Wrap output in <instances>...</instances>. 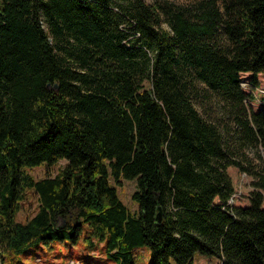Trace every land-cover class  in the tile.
I'll return each mask as SVG.
<instances>
[{"label":"trees","instance_id":"trees-1","mask_svg":"<svg viewBox=\"0 0 264 264\" xmlns=\"http://www.w3.org/2000/svg\"><path fill=\"white\" fill-rule=\"evenodd\" d=\"M263 69L264 0H0V256L82 238L115 264L138 247L149 264H264V107L240 86ZM231 165L247 206L228 204Z\"/></svg>","mask_w":264,"mask_h":264},{"label":"rangeland","instance_id":"rangeland-1","mask_svg":"<svg viewBox=\"0 0 264 264\" xmlns=\"http://www.w3.org/2000/svg\"><path fill=\"white\" fill-rule=\"evenodd\" d=\"M146 2H152L153 0H145ZM174 3H187L192 0H171ZM253 75L252 72L241 73V85L244 84L246 90L251 89L255 97L264 98V94L259 92L262 89L264 92V69L256 73L258 83L252 85L250 78ZM246 85V86H245ZM253 94L251 97L253 99ZM251 99V100H252ZM216 102V101H215ZM248 107L256 109L258 106L250 104V100H247ZM218 107L214 104H209L206 111L210 114L216 113ZM200 112L205 114L203 108H200ZM207 115V114H206ZM260 155H264V148L259 147ZM247 155L252 157L254 161L258 162L254 156V151L247 149ZM66 164V159L62 158L55 164L47 165L42 163L36 167L29 169V172L35 178L44 177L46 174L55 175L57 171ZM28 170V169H27ZM229 174L233 187V204L247 206L249 204L248 194L251 190L250 180L251 178L238 170L236 166H228L226 169ZM111 183L115 186L117 194L120 200L126 204L128 209L134 213L138 210V205L132 199V194L136 190V179H124L121 178L119 182L111 179ZM38 199L33 190H26L24 194V200L21 203L20 211L17 214V220L25 221L28 217L35 214L37 211ZM85 234V230L82 231V236ZM102 244H98L94 250H89L85 247L82 238L77 239L75 242H71L68 238L64 241H48V242H33L29 244L22 253L10 251L0 256V264H115V262L109 259L105 253L101 250ZM134 256L136 264H149V250L146 247H138L134 249ZM192 264H221V260L214 255H205L200 252H195L192 259Z\"/></svg>","mask_w":264,"mask_h":264},{"label":"water","instance_id":"water-1","mask_svg":"<svg viewBox=\"0 0 264 264\" xmlns=\"http://www.w3.org/2000/svg\"><path fill=\"white\" fill-rule=\"evenodd\" d=\"M54 87L56 88L57 86L55 85ZM156 220H157L158 222L161 221V214H160V212L157 214V216H156Z\"/></svg>","mask_w":264,"mask_h":264}]
</instances>
